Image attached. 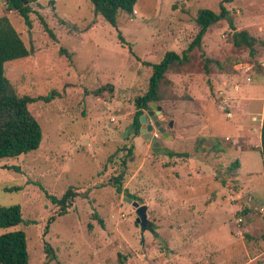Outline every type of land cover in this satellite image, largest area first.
I'll list each match as a JSON object with an SVG mask.
<instances>
[{
  "label": "rangeland",
  "instance_id": "obj_1",
  "mask_svg": "<svg viewBox=\"0 0 264 264\" xmlns=\"http://www.w3.org/2000/svg\"><path fill=\"white\" fill-rule=\"evenodd\" d=\"M220 3L138 0L134 14L121 11L114 27L91 0H39L28 21L0 0V16L8 15L31 52L6 62V76L21 95L58 93L29 105L42 126L40 147L0 160V205H20L16 228L26 232L30 264H258L264 158L260 149L241 151V131L257 124L251 134L258 138L264 119V45L252 56L231 41L229 21H219L191 62L160 85V113L152 103L144 110L157 144L134 126L136 101L154 71L147 62L182 53L198 32V11H219ZM227 7L238 30L264 40V0ZM205 56L223 69L211 64L206 72ZM131 144L135 159L119 193L109 180ZM70 187L78 195L60 215L47 192L61 197ZM127 196L148 206L145 231ZM46 244L54 248L50 257Z\"/></svg>",
  "mask_w": 264,
  "mask_h": 264
},
{
  "label": "trees",
  "instance_id": "obj_2",
  "mask_svg": "<svg viewBox=\"0 0 264 264\" xmlns=\"http://www.w3.org/2000/svg\"><path fill=\"white\" fill-rule=\"evenodd\" d=\"M39 0H5L8 11L16 10L28 21L32 12V3ZM234 0H221L220 10L215 11L210 8H202L198 11L196 22L198 32L189 46L182 53L168 51L159 63H148L153 67V74L150 78L149 88L145 94L137 99V111L134 116V126L136 132L140 129V117L144 110L150 107L151 103L159 102L160 85L169 83V74L174 69L182 70L191 62V52L202 48L203 40L209 29L221 20H228L231 33V41L236 47H247L252 56L256 55V44L264 45V40L252 35L248 30H238L234 24L231 12L227 4ZM97 13L101 14L112 26L117 27L118 15L121 11L134 14L138 0H91ZM46 29L53 35L48 24L44 21ZM121 38V34L119 35ZM20 32L15 28L8 15L0 16V160L34 151L40 147L43 139L42 126L34 114L30 111L29 105L35 101L42 100L50 102L57 96L56 91H51L46 95H21L16 87L5 74V63L27 57L30 55ZM205 70L210 71L211 64L223 69L222 63L214 58L205 56ZM112 87V86H110ZM105 87L96 90L101 92ZM111 90V88H110ZM261 153L264 158V122L261 129ZM122 151V148L119 149ZM126 157L122 160L121 172L109 180L117 192L123 191L124 179L128 163L135 159V145L131 144L127 148ZM118 150L109 158V163L118 155ZM174 155V153H172ZM239 162V161H238ZM237 162V163H238ZM108 165V164H106ZM12 168L11 166H5ZM14 169L18 170L17 167ZM15 189H19L18 187ZM52 202L60 207V215L66 213L74 198L78 195L73 187H70L61 197L49 194ZM134 198H136L134 196ZM56 219L51 216L46 224L44 233H47L50 224ZM23 221L20 205L3 206L0 205V228L6 231L0 235V264H30L27 235L22 229L16 228ZM15 228V229H11ZM45 250L49 257L54 248L46 244ZM47 264V263H46ZM258 264H264V253L258 257Z\"/></svg>",
  "mask_w": 264,
  "mask_h": 264
},
{
  "label": "water",
  "instance_id": "obj_3",
  "mask_svg": "<svg viewBox=\"0 0 264 264\" xmlns=\"http://www.w3.org/2000/svg\"><path fill=\"white\" fill-rule=\"evenodd\" d=\"M153 108H157V113H160L162 106L157 105L156 103H152ZM148 113L152 116V119L154 120L155 126L158 127L159 131L162 132L165 136H169L168 132L166 131V128L164 127V120H158L156 115H153V111L149 110ZM148 117L146 114L141 115L140 121H141V132L144 134L145 137L151 138L152 142L154 144H157L156 136H153L151 131L154 129L153 125L150 123H147ZM173 122L170 121V126H172ZM124 199L130 203H132L137 208V213L139 217L137 218L138 222L141 225V228L143 231L147 229L148 226V218H147V205H140V203L137 200H134L132 197H124Z\"/></svg>",
  "mask_w": 264,
  "mask_h": 264
},
{
  "label": "crops",
  "instance_id": "obj_4",
  "mask_svg": "<svg viewBox=\"0 0 264 264\" xmlns=\"http://www.w3.org/2000/svg\"><path fill=\"white\" fill-rule=\"evenodd\" d=\"M263 122H264V119L263 120H260L259 124H258V138H255V137H252L253 135L251 134L253 132V129L257 128V124H249V125H245L241 131L244 132L245 134V146H241V151H250V150H258L260 149L261 150V144H262V141H261V129H262V125H263ZM241 138L242 135L240 134ZM252 137V138H251ZM255 139V140H253ZM254 141V142H252ZM241 164L242 166L245 164L244 161L241 159Z\"/></svg>",
  "mask_w": 264,
  "mask_h": 264
},
{
  "label": "flooded vegetation",
  "instance_id": "obj_5",
  "mask_svg": "<svg viewBox=\"0 0 264 264\" xmlns=\"http://www.w3.org/2000/svg\"><path fill=\"white\" fill-rule=\"evenodd\" d=\"M165 124V123H164ZM168 125L170 126V122H168Z\"/></svg>",
  "mask_w": 264,
  "mask_h": 264
}]
</instances>
